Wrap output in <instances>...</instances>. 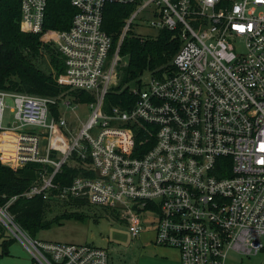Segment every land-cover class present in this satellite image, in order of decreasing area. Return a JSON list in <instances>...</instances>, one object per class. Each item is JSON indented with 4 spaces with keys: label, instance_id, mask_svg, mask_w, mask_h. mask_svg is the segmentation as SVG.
<instances>
[{
    "label": "built area",
    "instance_id": "1",
    "mask_svg": "<svg viewBox=\"0 0 264 264\" xmlns=\"http://www.w3.org/2000/svg\"><path fill=\"white\" fill-rule=\"evenodd\" d=\"M69 2L67 30L45 28L49 0H18L19 26L59 52L58 84L96 95L84 104L88 120L71 133L60 113L79 106L69 98L0 90L1 164L50 168L27 195L45 199L64 165L89 160L94 176L73 179L60 199L113 211L132 238L151 227L154 245L175 249L180 264H226L229 252L264 256V0ZM110 5L132 8L113 53L102 29ZM144 24L179 43L173 70L149 73L130 110L104 113L119 46ZM0 225L32 264H109L106 249L29 237L3 209Z\"/></svg>",
    "mask_w": 264,
    "mask_h": 264
},
{
    "label": "trees",
    "instance_id": "2",
    "mask_svg": "<svg viewBox=\"0 0 264 264\" xmlns=\"http://www.w3.org/2000/svg\"><path fill=\"white\" fill-rule=\"evenodd\" d=\"M131 12V7L118 5H110L105 9L102 29L112 39L111 53L118 47L124 22ZM73 15L69 0H49L45 28L67 30ZM19 20L18 0H4L0 6V90L54 99L74 98L82 105L95 102L92 95L58 84V78L64 73L61 55L54 47L43 43L40 35L21 32ZM178 49L179 43L166 31L150 38H143L134 31H129L119 46L121 60L116 66L118 82L105 95L103 112L110 113L113 108L130 110L136 101L134 92L143 88L144 73L157 72L160 75L172 71L171 62ZM53 112L56 113L57 110L54 109ZM138 134L140 137L141 133ZM89 168V160L82 161L74 157L55 176L54 184L57 189L51 190L44 199L41 195H27L34 187L39 186L41 174L50 172V168L29 164L12 170L0 162V209L5 210L14 223L33 239L40 231L54 224L60 225L69 219L83 221L84 216L78 210L89 205L80 198L66 199L69 204L65 205H70L76 212L55 215L51 219L49 215L60 209L59 203L65 199H60L59 194L71 186L73 179L94 176ZM103 212L114 215L108 209ZM4 235L5 229L0 225V237Z\"/></svg>",
    "mask_w": 264,
    "mask_h": 264
},
{
    "label": "rangeland",
    "instance_id": "3",
    "mask_svg": "<svg viewBox=\"0 0 264 264\" xmlns=\"http://www.w3.org/2000/svg\"><path fill=\"white\" fill-rule=\"evenodd\" d=\"M133 31L140 37H156L157 31L149 25H136ZM55 49V48H54ZM150 75L145 72L142 81L147 84ZM117 85V84H116ZM115 85V86H116ZM112 88V87H111ZM96 95H94L95 97ZM72 107L79 105L75 110L60 107L61 117L67 121L69 131L76 132L87 122L90 110L87 106L79 104V100L69 98ZM75 104V105H74ZM5 110L6 122L10 120L11 100H7ZM60 209L49 215V219L63 213L74 212L66 199L61 200ZM78 210V209H77ZM99 207H86L78 210L84 220L69 219L63 224H54L50 228L40 231L35 240L45 243L88 245L106 249L109 255V264H180L179 254L175 249L160 247L153 243V230L146 227L144 232L132 238L125 223L118 218L103 212ZM76 212V211H75ZM6 242H9L6 244ZM4 248H7L5 250ZM264 256L243 257L237 253L229 252L226 264H261ZM0 264H32L31 257L24 246L5 229L4 237H0Z\"/></svg>",
    "mask_w": 264,
    "mask_h": 264
}]
</instances>
